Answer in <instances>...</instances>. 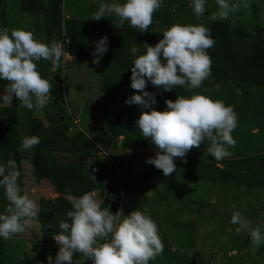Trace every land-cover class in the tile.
<instances>
[{
	"label": "clouds",
	"instance_id": "obj_1",
	"mask_svg": "<svg viewBox=\"0 0 264 264\" xmlns=\"http://www.w3.org/2000/svg\"><path fill=\"white\" fill-rule=\"evenodd\" d=\"M215 3L217 11L210 16L213 21L228 20L240 11L241 4L248 7L246 0H215ZM162 5L163 0H101L89 18L99 21L112 17L115 27L127 22L131 28L144 33ZM190 6L197 19L205 15L206 0H191ZM214 45L211 30L203 24L177 23L163 30L158 43H144V54L132 62L130 87L142 94L134 93L125 103L144 109L135 124L141 136L155 145V155L146 163L162 170L165 177L177 171L174 158L186 162L187 153L192 148H200L205 141L208 143L206 154L215 160L232 156L229 148L236 144L232 133L238 124V114L233 106L195 91L211 75L208 50ZM107 51L108 38L104 36L95 42L92 63L99 64ZM63 55V45L57 41L46 44L37 40L31 31L0 28V80L7 82L3 103L11 106L15 96L22 107L43 110L53 84L42 77L38 62L45 60L59 67ZM148 82L163 91L183 88L191 95H177L174 101L167 99L166 110L158 111L153 107L157 103L156 93L145 90ZM39 143L38 136H22L17 150L27 151ZM20 175L15 159L0 163V188L7 200L4 212L0 213V237L4 240L25 233L36 218V202L21 194ZM90 178L95 181L94 175ZM70 201L72 209L59 221L60 231L52 237L59 250L55 257L48 256V264H73L75 253L91 264H149L163 253L159 226L146 210L135 209L128 215L122 211L112 214L88 192ZM231 223L237 226V234L243 231L250 236L253 246L264 245V231L253 227L252 221L240 212L231 213Z\"/></svg>",
	"mask_w": 264,
	"mask_h": 264
},
{
	"label": "rangeland",
	"instance_id": "obj_2",
	"mask_svg": "<svg viewBox=\"0 0 264 264\" xmlns=\"http://www.w3.org/2000/svg\"><path fill=\"white\" fill-rule=\"evenodd\" d=\"M100 2L101 0H62V16L64 20L79 19L99 23L104 19L113 23L112 17L99 21L89 18L97 11L96 5ZM246 2L247 8L241 4L240 11L223 22L264 28V0ZM190 4L191 0H163V5L157 12L168 14L170 25L160 26L156 23L155 30L163 32L177 23L206 26L213 21L210 16L217 11L215 0H206V12L200 19L195 17ZM5 13L10 31L24 29L31 31L37 40L46 44L49 42L42 18L23 14L19 0H6ZM60 32L61 30L55 31L50 42L57 41ZM65 60L64 64L59 63L55 72H51L46 78L53 84V89L43 110L24 108L21 102L13 97L11 106L17 111L20 142L22 136L30 137L29 121L32 117L45 122L48 114H62L66 111L71 117L68 135L83 133L88 140L112 157L113 164L110 167L105 164L104 166L111 168L110 171L116 170L119 176L120 197L118 201L113 200L119 204L117 211L128 215L135 209L146 210V214L158 224L164 250L149 264H170L175 258H180L185 264H264V245L253 246L250 236L243 231L237 234V226L231 223V213L238 211L252 221L253 227H260L264 231V188L249 189L232 185H213L203 181L153 177L152 165L146 163V160L154 157V144L146 140L130 144L123 139L121 142L114 140L109 135L104 123L108 109L99 102L102 61L93 64V56L86 60L69 56ZM55 75L63 81L61 94L59 83L54 80ZM6 84V81L0 84V106H8L2 100ZM240 85L244 91L240 90L238 84L231 85L238 108V124L232 133L236 144L229 148L232 152L231 159L264 153V107L260 105V97L264 95V91L247 89L242 83ZM257 97L261 103L257 101ZM243 100L250 104L252 101V104L245 111V115L241 116L239 106ZM92 105L98 106V124H93L89 118V107ZM21 153L23 193L36 202V218L24 234L10 240L0 237V264H48V256L55 257L59 246L49 244L47 237L40 233L38 201L40 198H55L57 194L49 181L36 182L31 164L32 148ZM51 156L57 161L72 160L68 155L54 153ZM98 198L101 199V194L96 198L99 201ZM84 259L82 255L75 253L73 264H82ZM84 264H91V261L85 260Z\"/></svg>",
	"mask_w": 264,
	"mask_h": 264
},
{
	"label": "trees",
	"instance_id": "obj_3",
	"mask_svg": "<svg viewBox=\"0 0 264 264\" xmlns=\"http://www.w3.org/2000/svg\"><path fill=\"white\" fill-rule=\"evenodd\" d=\"M5 4L6 0H0V28L7 27ZM61 6L62 0H19L20 11L23 14L42 18L49 41L47 44L51 43L52 34L64 27L72 58L89 59L95 42L107 36L108 51L101 60L103 74L99 100L108 109L104 123L114 140L122 136L123 141L130 144L140 143L142 140L151 143L141 136L135 124L144 109L136 104H126L125 101L134 93L142 94L130 87L132 62L134 58L144 54V43L154 45L162 38V32L155 30L154 25L158 23L160 26H169V15L156 12L149 30L141 33L131 28L127 22L115 27L113 23L104 19L99 23L79 19L64 20ZM206 27L211 30V36L215 40L214 47L208 50L212 60L211 75L203 82L202 87L195 91L233 106L238 114L231 86L233 83L238 84L240 90H243L240 85L242 83L247 89L264 91V28L223 21H211ZM52 67L49 61L38 62V71L45 79L52 72ZM3 82L0 80V84ZM145 90L156 93L157 103L153 107L158 111L166 110L167 99L174 101L177 95H191L179 87L172 91H163L162 88L153 87L150 82ZM261 91L257 94L259 95ZM260 99L262 103L257 97V101L264 107V95ZM247 102L243 100L239 106L241 116L245 115V111L252 104V101L251 104ZM70 118L64 111L62 114L56 112L48 114L45 122L37 117H32L29 121L30 136L40 138V143L32 148L33 175L37 183L42 180L49 181L57 194L55 198H40L38 201L40 233L47 237L49 244H53V234L60 231L59 221L65 219L66 212L72 209L68 198L99 191L101 206L110 208L113 200L118 201L120 197L117 171L113 169L110 171L111 168L104 166L98 155L99 147L83 133L68 135ZM20 145L16 109L13 106H0V163L6 164L10 158L15 159L21 173L18 183L21 194H24L22 153L17 150ZM207 146L208 143L205 141L200 148H192L186 155V162L174 158L177 171L171 175L165 177L162 170L156 169L153 165L151 175L169 180L186 179L213 185L264 188V153L217 161L206 154ZM54 153L71 156L72 160L57 161L51 156ZM91 174L95 176V181L90 178ZM6 205L7 200L3 189L0 188V213L4 212ZM20 235L22 234L13 237ZM170 264L185 263L180 258H175Z\"/></svg>",
	"mask_w": 264,
	"mask_h": 264
},
{
	"label": "built area",
	"instance_id": "obj_4",
	"mask_svg": "<svg viewBox=\"0 0 264 264\" xmlns=\"http://www.w3.org/2000/svg\"><path fill=\"white\" fill-rule=\"evenodd\" d=\"M57 42L61 43L63 45V50H64V55L61 57V60H60V64H64V62L66 61L65 59L68 58L70 56L69 54V41L68 39L66 38V35H65V32H64V27H62L61 29V32H60V35L58 36V40ZM63 66V65H62ZM52 72H55V67L53 66L52 67ZM120 142L122 141L123 137L122 136H119L117 138ZM116 139V140H117ZM99 147V146H98ZM98 155L101 157L103 163L105 165H107V167H110L111 164H113V159L112 157H110L106 151H104L101 147H99V152H98ZM114 166V165H112ZM92 194H94V197L97 198L98 195H99V191H95V192H92ZM99 199V198H98ZM53 239V238H52ZM53 243L54 244H57L55 242V240L53 239ZM58 245V244H57Z\"/></svg>",
	"mask_w": 264,
	"mask_h": 264
},
{
	"label": "water",
	"instance_id": "obj_5",
	"mask_svg": "<svg viewBox=\"0 0 264 264\" xmlns=\"http://www.w3.org/2000/svg\"><path fill=\"white\" fill-rule=\"evenodd\" d=\"M54 80L59 83V92L60 94L62 93V87H63V81L58 75L54 76ZM89 118L92 121L93 124H98L99 122V113H98V106L97 105H92L89 107ZM118 203L117 202H112L110 204V212L112 214H115L118 209Z\"/></svg>",
	"mask_w": 264,
	"mask_h": 264
}]
</instances>
